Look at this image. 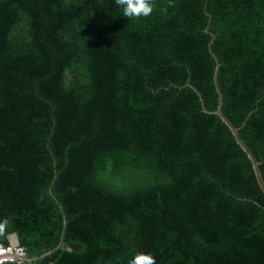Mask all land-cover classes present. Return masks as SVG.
Returning a JSON list of instances; mask_svg holds the SVG:
<instances>
[{
    "label": "trees",
    "instance_id": "16d2710c",
    "mask_svg": "<svg viewBox=\"0 0 264 264\" xmlns=\"http://www.w3.org/2000/svg\"><path fill=\"white\" fill-rule=\"evenodd\" d=\"M212 53L264 181V0H0V243L25 264H264Z\"/></svg>",
    "mask_w": 264,
    "mask_h": 264
},
{
    "label": "water",
    "instance_id": "95a60500",
    "mask_svg": "<svg viewBox=\"0 0 264 264\" xmlns=\"http://www.w3.org/2000/svg\"><path fill=\"white\" fill-rule=\"evenodd\" d=\"M212 54L216 60V68H215V73H214V83H215V87H216L218 95H219L218 106H217V109L215 110V113H217L220 116V118L225 122V124L230 128V130L232 131V134H233L234 138L236 139L237 143L240 145V147L245 151V153L250 158L252 165H253V170H254V173L256 176V180H257L260 188L264 192V181H263V178L261 175V171L259 169V163H258L257 159L255 158V156L253 155V153L251 152L249 147L245 144V142L240 138L239 133H238V129L229 121V119L223 114V112L221 110L222 94H221V91L218 87L217 76H216L217 68H218V60H217L215 54L214 53H212ZM12 237L15 238V240L18 244L17 235L14 233V234H12ZM47 253H49V252H47ZM47 253H45V254H47Z\"/></svg>",
    "mask_w": 264,
    "mask_h": 264
},
{
    "label": "built area",
    "instance_id": "2783aa9c",
    "mask_svg": "<svg viewBox=\"0 0 264 264\" xmlns=\"http://www.w3.org/2000/svg\"><path fill=\"white\" fill-rule=\"evenodd\" d=\"M26 252L18 244L3 245L0 243V264H25Z\"/></svg>",
    "mask_w": 264,
    "mask_h": 264
},
{
    "label": "rangeland",
    "instance_id": "374dc122",
    "mask_svg": "<svg viewBox=\"0 0 264 264\" xmlns=\"http://www.w3.org/2000/svg\"><path fill=\"white\" fill-rule=\"evenodd\" d=\"M11 244H17L16 240L14 237H12V235L9 237Z\"/></svg>",
    "mask_w": 264,
    "mask_h": 264
}]
</instances>
